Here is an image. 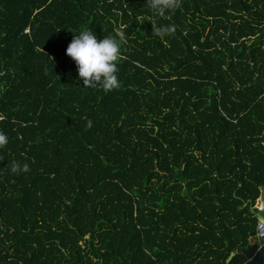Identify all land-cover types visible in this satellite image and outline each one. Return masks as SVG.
<instances>
[{"label": "trees", "instance_id": "trees-1", "mask_svg": "<svg viewBox=\"0 0 264 264\" xmlns=\"http://www.w3.org/2000/svg\"><path fill=\"white\" fill-rule=\"evenodd\" d=\"M146 3L0 0V264H264V0ZM87 28L119 88L77 79Z\"/></svg>", "mask_w": 264, "mask_h": 264}, {"label": "clouds", "instance_id": "clouds-1", "mask_svg": "<svg viewBox=\"0 0 264 264\" xmlns=\"http://www.w3.org/2000/svg\"><path fill=\"white\" fill-rule=\"evenodd\" d=\"M146 4L155 15H161L166 10L178 7L177 0H147ZM174 32V26H164L156 27L153 34L163 37ZM125 42L126 38L122 32L98 39L94 31L87 28L73 35L65 54L74 61L77 79L82 81L83 86L100 85L104 91H111L120 86L116 73L121 47ZM88 126L91 127V121L88 122ZM7 143V136L0 132V149L5 148ZM10 171L19 175L29 172L30 167L26 162L13 161Z\"/></svg>", "mask_w": 264, "mask_h": 264}, {"label": "built area", "instance_id": "built-area-1", "mask_svg": "<svg viewBox=\"0 0 264 264\" xmlns=\"http://www.w3.org/2000/svg\"><path fill=\"white\" fill-rule=\"evenodd\" d=\"M256 208L260 211L263 212L264 211V206H256ZM255 238L258 241L259 244V250H264V223H259L257 230H256V234H255Z\"/></svg>", "mask_w": 264, "mask_h": 264}, {"label": "water", "instance_id": "water-1", "mask_svg": "<svg viewBox=\"0 0 264 264\" xmlns=\"http://www.w3.org/2000/svg\"><path fill=\"white\" fill-rule=\"evenodd\" d=\"M257 218L259 219V221H260L261 223H264V212H260V213L257 215ZM232 257H233V255L228 259L227 264L229 263V261L231 260Z\"/></svg>", "mask_w": 264, "mask_h": 264}, {"label": "crops", "instance_id": "crops-1", "mask_svg": "<svg viewBox=\"0 0 264 264\" xmlns=\"http://www.w3.org/2000/svg\"><path fill=\"white\" fill-rule=\"evenodd\" d=\"M263 195H264V193L262 191V196H261V199H260V202H259L260 204H264V196Z\"/></svg>", "mask_w": 264, "mask_h": 264}, {"label": "rangeland", "instance_id": "rangeland-1", "mask_svg": "<svg viewBox=\"0 0 264 264\" xmlns=\"http://www.w3.org/2000/svg\"><path fill=\"white\" fill-rule=\"evenodd\" d=\"M263 193H264V191H263ZM263 196H264V195H263ZM259 202H260V200H259ZM262 205L264 206V204H260V203H258L257 206L259 207V206H262Z\"/></svg>", "mask_w": 264, "mask_h": 264}]
</instances>
